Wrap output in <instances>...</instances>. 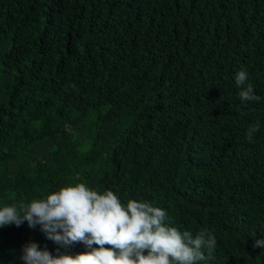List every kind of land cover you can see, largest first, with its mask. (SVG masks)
Segmentation results:
<instances>
[{
    "label": "trees",
    "instance_id": "16d2710c",
    "mask_svg": "<svg viewBox=\"0 0 264 264\" xmlns=\"http://www.w3.org/2000/svg\"><path fill=\"white\" fill-rule=\"evenodd\" d=\"M81 183L207 229L199 264H264V0H0V209ZM31 241L57 255L25 222L0 264Z\"/></svg>",
    "mask_w": 264,
    "mask_h": 264
},
{
    "label": "clouds",
    "instance_id": "9594fccd",
    "mask_svg": "<svg viewBox=\"0 0 264 264\" xmlns=\"http://www.w3.org/2000/svg\"><path fill=\"white\" fill-rule=\"evenodd\" d=\"M247 80L246 70L236 73L240 100L260 101ZM258 130L257 122L246 138L250 140ZM168 219L159 207L136 201L125 207L111 190L98 194L82 183L63 187L44 200L0 209V228L26 222L29 228L39 227L58 246L53 256L38 243L28 242L21 249L24 264H199L212 258L217 245L214 235L202 229L193 238L189 231L169 227ZM261 237L254 241V248H264V232ZM76 244H82L85 251H67Z\"/></svg>",
    "mask_w": 264,
    "mask_h": 264
}]
</instances>
